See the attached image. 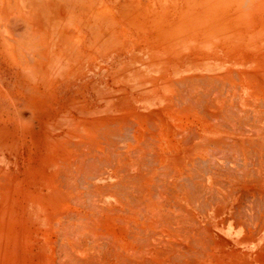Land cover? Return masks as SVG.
I'll list each match as a JSON object with an SVG mask.
<instances>
[{
    "label": "rangeland",
    "instance_id": "rangeland-1",
    "mask_svg": "<svg viewBox=\"0 0 264 264\" xmlns=\"http://www.w3.org/2000/svg\"><path fill=\"white\" fill-rule=\"evenodd\" d=\"M23 2L39 24L38 33L24 34V60L34 73L13 76L10 50L0 51V264H69L83 255L76 241L90 248L95 239L83 233L70 240L65 225L96 228L92 221L104 218L101 207H111L120 184L152 166L146 143L168 159L175 143L184 152L182 137L194 126L202 140V114L228 118L237 110V119L230 116L237 127L254 115L264 100V0ZM247 123L240 129L250 136L256 126ZM230 126L222 128L238 133ZM102 227L99 249L114 242L120 249V230ZM128 228L137 231L132 222Z\"/></svg>",
    "mask_w": 264,
    "mask_h": 264
},
{
    "label": "bare ground",
    "instance_id": "bare-ground-1",
    "mask_svg": "<svg viewBox=\"0 0 264 264\" xmlns=\"http://www.w3.org/2000/svg\"><path fill=\"white\" fill-rule=\"evenodd\" d=\"M260 92L264 96V88ZM193 99L195 100V98ZM187 103L189 106L188 101ZM258 103L260 104L258 107L256 106L257 108H254L256 112L252 117L247 114L249 110L247 112L243 111L241 115L239 114L240 117H243L244 113L248 116V118L245 116V120L243 117L239 121L243 123L247 120L248 129L253 124V127L256 126V130L252 127L254 131L250 136H247L248 133L247 135L243 133L247 130L246 126L245 129H240L246 122L242 125L240 123L239 129L235 130L238 133L233 132L235 128L232 129L231 133L224 130L222 126L225 127L229 124L231 125L228 128L230 130L233 126L237 127L238 121L235 124L231 121L233 119H230L232 115L229 116L228 114V119L224 115L216 116L215 113V115L212 114L213 117L210 114L209 116L208 114L206 116L202 114L203 117L199 116L200 118H198L207 124L202 140L197 137L199 135L196 134L197 131L194 132L195 126L193 129L191 128L195 135L191 133L192 135H188L187 139L184 138L186 134L182 137L184 139L182 141L187 145L183 153L178 152L179 145L171 141L175 143L171 145L174 146L171 152L173 154H170L168 159L160 157L159 154H155V157L153 153L156 151L153 152L150 146L151 142L146 143V151L149 153L148 157L152 166L148 168V172L144 171L143 177H133V179L123 181L120 184L119 190L113 194L114 199L111 207H101L103 208L104 218L96 217L98 219L94 223L92 221L96 228L92 229L91 226L92 230H90L89 227H85V229L81 228V231L78 232L70 225V227H67L68 224L65 225L66 234L71 235L70 240L79 241L78 238L83 233V235L90 233L92 238L95 239L93 247L90 248L86 243L87 246L82 245L81 242L76 243V241L75 244L80 247L79 249L83 255L77 254V259H74L76 254L72 252L74 255L71 256L72 258H68L71 259L69 264H264V187L258 189L256 186L260 187L264 183V100ZM247 105L251 106V103H247ZM206 106L204 105V107ZM222 106L225 107V105ZM191 109H195V107ZM222 110L219 113L225 109ZM201 111L203 110L201 109ZM230 111L232 113L233 108L228 113ZM234 112L232 114H235V116L232 117L237 119L238 112ZM181 135L183 134L181 133ZM212 135L217 136V138H211ZM244 136L246 138H242ZM237 138H242V142L236 140L233 144L232 139ZM197 139H199L198 143H192L193 140ZM185 140L188 141L185 142ZM190 142L194 146H190ZM151 145H154V143H151ZM197 161H199V164H197ZM136 162L138 164V160ZM192 163L198 166L193 168ZM154 164L166 165L165 167H168L167 170L170 172L166 174L159 173L158 171L162 167L157 171V168L153 167ZM143 165L145 166V164ZM134 167L137 170V167ZM165 167L163 166L164 169L161 171H165ZM67 219L70 220L68 217ZM78 220L75 222H78ZM131 222L134 227L133 230H137L133 234H130L128 230ZM134 223L141 225V227ZM103 224L106 225V231L114 232V235L116 233L115 229H118V232L120 230L119 236L123 238L120 249L116 245L115 247L118 250L105 258L106 260L103 258L115 248L116 242L107 249H99L98 238L101 232L98 234L97 231L101 230ZM87 226H90V222ZM122 227H127V229L124 230ZM148 228L154 231L151 232ZM146 229L150 232L147 231V233ZM140 231H142L141 233L144 232V237L139 236ZM101 237L99 238L101 239L100 242H102ZM109 238L111 237L109 236ZM235 245L242 248L230 249ZM65 251H62V254H65ZM100 253L104 257H99ZM68 255H71V253ZM68 255L65 254L66 257ZM84 255L88 257L82 258ZM78 258L80 261H78Z\"/></svg>",
    "mask_w": 264,
    "mask_h": 264
},
{
    "label": "crops",
    "instance_id": "crops-1",
    "mask_svg": "<svg viewBox=\"0 0 264 264\" xmlns=\"http://www.w3.org/2000/svg\"><path fill=\"white\" fill-rule=\"evenodd\" d=\"M33 16L32 10L24 5L23 0H0V51L10 50L13 65L9 72L16 77L34 73V64L26 62L23 55L24 34L34 33L33 27L36 33L39 32V24ZM27 21H32V28H28L30 31L24 28V22ZM29 35H25L26 38L30 39Z\"/></svg>",
    "mask_w": 264,
    "mask_h": 264
}]
</instances>
